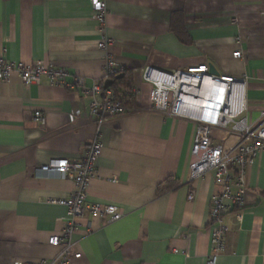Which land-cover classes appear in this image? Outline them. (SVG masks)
Returning <instances> with one entry per match:
<instances>
[{"label": "crops", "instance_id": "0c3cea01", "mask_svg": "<svg viewBox=\"0 0 264 264\" xmlns=\"http://www.w3.org/2000/svg\"><path fill=\"white\" fill-rule=\"evenodd\" d=\"M89 0H0V56L25 65L63 69L69 87L0 83V264L54 261L48 244L69 218L50 203L73 191L72 179L37 176L52 159L79 161L96 136L102 146L86 203L116 205L114 222L83 218L72 236L68 264H208L212 199L221 187L212 173L190 180L192 121L150 110L146 68L171 72L213 65L219 75L245 81L248 121L264 122V0H108L106 36ZM241 50L244 58L232 53ZM132 71V108L97 125L89 118L87 88L104 79L107 56ZM40 111L44 124L34 120ZM230 147L234 133L214 129ZM192 194V197L190 195ZM89 215L86 213L85 218ZM226 252L214 264H264V149L246 175L242 207L225 216ZM177 251V252H174ZM59 264V262H54Z\"/></svg>", "mask_w": 264, "mask_h": 264}, {"label": "built area", "instance_id": "2783aa9c", "mask_svg": "<svg viewBox=\"0 0 264 264\" xmlns=\"http://www.w3.org/2000/svg\"><path fill=\"white\" fill-rule=\"evenodd\" d=\"M89 1L95 14L94 18L101 26L102 38L96 43V47L106 50L112 44V40L106 36L105 29L108 0ZM232 56L236 59L244 58L241 50L234 51ZM104 70V79L91 88L86 87L82 77H75L73 82L75 87L91 95L88 116L97 125L125 112L116 94L110 88L104 87L105 81L112 80L122 72V69L108 55ZM14 74L26 86L38 84L40 77L44 75L54 86L69 87L65 82L67 73L60 67L18 64L0 56V83L9 82ZM142 78L151 87L149 92L151 111L181 117L196 125L191 147L193 161L190 165V180L212 173L214 183L221 187L213 196L210 214L208 264H214V259L226 252L225 237L228 226L225 223V216L234 207H242L248 169L264 149V122L255 127L248 121L244 79L210 74L206 64L171 72L146 68ZM34 120L43 125V114L35 111ZM214 129L236 134L237 143L226 148L216 143L211 136ZM101 151L102 146L96 136L87 144L79 161L52 159L36 169L37 176L70 178L74 188L67 198L49 200L50 203L66 207L69 216L64 221L60 234L48 239L49 245L59 248L56 259L54 261L41 259L30 264H54L55 261L59 264H68L71 259L80 258V253H72V236L80 226L77 219H85L84 229L90 232L94 219L107 217L109 223L121 218L122 214L116 205L86 203L90 180L98 175L95 163ZM86 213L89 215L87 218L84 217Z\"/></svg>", "mask_w": 264, "mask_h": 264}, {"label": "trees", "instance_id": "16d2710c", "mask_svg": "<svg viewBox=\"0 0 264 264\" xmlns=\"http://www.w3.org/2000/svg\"><path fill=\"white\" fill-rule=\"evenodd\" d=\"M121 73L123 77L120 79H116V76L113 77V82L109 88L116 94L124 108H132L133 106L131 105L134 102V95L131 93L133 88L132 71H123Z\"/></svg>", "mask_w": 264, "mask_h": 264}, {"label": "water", "instance_id": "95a60500", "mask_svg": "<svg viewBox=\"0 0 264 264\" xmlns=\"http://www.w3.org/2000/svg\"><path fill=\"white\" fill-rule=\"evenodd\" d=\"M208 71H209L210 74H213V75H219L218 72L216 71V69L214 68V66L211 65V64L208 65ZM122 77H123V74L120 73L119 75L116 76V79H120V78H122ZM112 82H113L112 80H107V81H105V83H104V87H105V88H109L110 85L112 84Z\"/></svg>", "mask_w": 264, "mask_h": 264}]
</instances>
